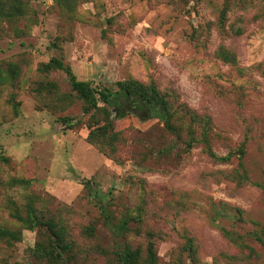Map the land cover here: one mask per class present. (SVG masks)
<instances>
[{"label": "rangeland", "instance_id": "rangeland-1", "mask_svg": "<svg viewBox=\"0 0 264 264\" xmlns=\"http://www.w3.org/2000/svg\"><path fill=\"white\" fill-rule=\"evenodd\" d=\"M0 229V264H264V0H0Z\"/></svg>", "mask_w": 264, "mask_h": 264}, {"label": "trees", "instance_id": "trees-1", "mask_svg": "<svg viewBox=\"0 0 264 264\" xmlns=\"http://www.w3.org/2000/svg\"><path fill=\"white\" fill-rule=\"evenodd\" d=\"M48 67L57 68V69H65L68 71V68H64L62 64L53 59L50 61V63L47 65ZM70 84L72 87V90H74L81 98H83L85 101L95 104V98H94V91L88 87L87 84L82 82H77L74 78H70ZM117 86L119 89L117 91H111L109 89H105L104 91H100L99 93V99L105 103L107 106L111 108H119L122 112L120 113V117L124 116L123 111L125 110V107L128 106L131 103L135 102H141L147 104L151 107L150 112H153L155 110H158L156 106H159L163 109V112L166 111L164 109V100L157 98V93L154 88L144 89L139 84L132 82V81H123L117 83ZM160 112V111H159ZM158 119L164 120L166 127L171 130L172 126L169 122L168 114L164 116L160 113L157 117ZM243 152L241 153V155ZM221 162H225L228 160L227 157H223L219 159ZM240 165V164H239ZM23 181H17V184L22 183ZM33 214V215H32ZM35 217V214L33 213V209L29 208V211L25 217H20L18 215H14V218L17 222L23 223L27 225L30 228L42 226L43 224L40 223ZM46 227L50 230L57 229L58 231H53L54 236V242L50 246L49 249H44L41 246L37 245L35 253L37 256L41 258H53L58 259L61 256H64L67 252H70L71 247H69L67 244L64 243V230L63 227L60 226L57 228L56 224H52L50 221L46 224ZM60 231V232H59ZM0 239L11 241V240H17L18 236L16 233L0 229ZM57 249H60V251H57ZM131 258L130 253L127 251L124 253L123 261L126 262V264H130L129 260Z\"/></svg>", "mask_w": 264, "mask_h": 264}]
</instances>
